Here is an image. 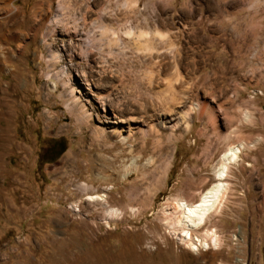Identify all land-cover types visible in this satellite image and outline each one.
I'll use <instances>...</instances> for the list:
<instances>
[{
	"label": "rangeland",
	"instance_id": "374dc122",
	"mask_svg": "<svg viewBox=\"0 0 264 264\" xmlns=\"http://www.w3.org/2000/svg\"><path fill=\"white\" fill-rule=\"evenodd\" d=\"M184 1L0 0V264H264V31L222 62L212 1ZM82 14L85 34L103 18L115 41L98 30L90 50L70 23ZM151 128L169 143L161 178ZM228 143L226 203L191 230L219 245L195 252L165 217L215 182ZM101 194L122 218L88 200Z\"/></svg>",
	"mask_w": 264,
	"mask_h": 264
},
{
	"label": "bare ground",
	"instance_id": "6f19581e",
	"mask_svg": "<svg viewBox=\"0 0 264 264\" xmlns=\"http://www.w3.org/2000/svg\"><path fill=\"white\" fill-rule=\"evenodd\" d=\"M63 16L64 15H60L55 18V20L53 21L55 25H62L66 22L67 18H64ZM71 21L72 22L70 23L73 24L72 29H73L74 35L78 36L79 35L78 33H80L79 31H81V34L85 35L84 42L86 45L90 47V50L92 49L101 50L100 46L97 47L94 45V40L95 41L97 40L95 39L96 31L99 30L100 36H106L109 34L111 39L114 41H115L116 36L118 35V28L116 29L110 26L109 23L103 20V18L98 19L99 25H94V29H92V31L90 32H87L86 34L84 32L85 30L84 26L86 22L88 21L86 14H82L81 17L74 16ZM126 34L130 35L131 31L128 30ZM156 34L160 38H164L165 36L164 34L160 32H156ZM140 37H147V33L141 32ZM144 45H145V48L149 49L148 47L150 45H148L147 42H145ZM56 54L54 55V58L57 57ZM81 113H83L82 110H81ZM151 132H153L154 135H156V137L158 138V140H156V146L159 150V160H158L159 166L155 167V165H153L154 170H151L150 173L153 175V172L157 171L158 174L160 173L159 178H161L163 172L165 171L166 164H167V160H166L167 158L165 156L168 154L167 148H169L168 147L169 143L162 142L161 141L163 138L162 135L159 134V131L154 128H151L150 133L148 132V134H144L143 136L145 140L144 143L148 139L146 136L151 134ZM131 139L132 138L130 136L125 137L123 138V142L126 144L130 142ZM239 153H240V148L238 146L228 143V146L224 150L223 155L221 156V158L218 160V162L214 166L213 170H214L215 182L200 194V198L197 202H190V201H187L185 197L179 196L175 200V204H174V209L178 213V215L174 216V218L173 216L165 217L166 227L168 229L179 228L180 233H181L180 240L183 243H185L189 249L191 248L195 252H198L200 249H211L214 247L217 248L219 245V237L215 229L206 230V232L203 233L204 235H200V236H195L194 234L192 235L191 230L198 229L202 227L203 225H205V223L209 220L211 216L218 214L221 211V209L224 207L226 203V196L230 189L229 183L226 180L230 177L231 166L238 161L236 159L238 158ZM151 162H154V160H149L148 164L150 165ZM129 175H130V172L126 171L123 174V177L125 178V177H128ZM85 188L87 189V186ZM110 189L111 187H106V190L109 191ZM88 200L91 202L96 201V202H99L100 204L101 203L106 204L107 207H106L105 213L108 218H115V219L122 218L124 215L123 214L124 212L121 209L113 208L108 205L106 194L88 196ZM130 209L132 213L136 212V209L133 206H130ZM174 229L172 231H175ZM128 257L129 258H126L127 260L122 261L124 264H134L135 262H137L138 259L142 261L143 263L146 262V264H153L152 258L134 257L132 255H129ZM163 262L164 260H161L160 263L163 264Z\"/></svg>",
	"mask_w": 264,
	"mask_h": 264
},
{
	"label": "crops",
	"instance_id": "0c3cea01",
	"mask_svg": "<svg viewBox=\"0 0 264 264\" xmlns=\"http://www.w3.org/2000/svg\"><path fill=\"white\" fill-rule=\"evenodd\" d=\"M215 9L212 12L216 26L221 30L222 47L214 49L212 52L219 54V60L230 61L238 64L243 54H248L249 46L257 42L260 31H264V7L262 0H211ZM188 5L205 6L210 4V0H185ZM205 12V11H204ZM217 16V17H216ZM229 24L236 30L235 37L227 34ZM248 30V47H243L244 31ZM228 45V46H227ZM233 56V57H232ZM228 59H226V58ZM229 62V63H230Z\"/></svg>",
	"mask_w": 264,
	"mask_h": 264
}]
</instances>
